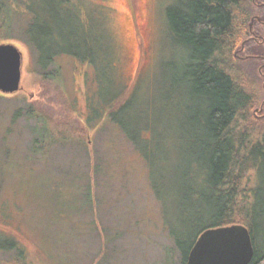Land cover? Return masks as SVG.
<instances>
[{
    "label": "trees",
    "instance_id": "1",
    "mask_svg": "<svg viewBox=\"0 0 264 264\" xmlns=\"http://www.w3.org/2000/svg\"><path fill=\"white\" fill-rule=\"evenodd\" d=\"M164 15L174 57L164 61L161 99L167 101L162 107L173 103L175 110H157L158 118L149 90L143 103L132 105L138 77L125 92L118 81V49L103 4L0 0V40L17 33L27 42L43 81L60 78V56L92 67L96 89L88 95L86 126L109 117L141 153L153 187L157 175L170 169L176 174L177 224L167 228L182 253L181 263L204 230L242 225L254 249L248 264H264V125L254 117V84L261 77L255 57L264 55V0H172ZM256 15L257 39L249 29ZM20 117L34 119L27 154L37 162L50 156L59 140L73 139L69 129L55 126L33 104L13 110V121ZM170 122L187 156L173 167L170 156L154 146L155 127ZM0 250L13 251L5 264H28L15 238L0 242Z\"/></svg>",
    "mask_w": 264,
    "mask_h": 264
},
{
    "label": "rangeland",
    "instance_id": "2",
    "mask_svg": "<svg viewBox=\"0 0 264 264\" xmlns=\"http://www.w3.org/2000/svg\"><path fill=\"white\" fill-rule=\"evenodd\" d=\"M94 1L108 12L123 91L138 77L132 105L143 103L149 90L156 118L157 110H175L173 103L162 107L167 101L161 99L164 61L174 57L164 15L172 0ZM259 20L251 18V35ZM260 30L264 33V26ZM0 42H12L22 53L20 88L0 91V242L15 238L28 264H182L167 228L177 224L176 174L170 169L157 175L153 187L141 153L109 117L86 126L88 95L96 89L92 67L60 56V78L43 81L27 42L17 33ZM261 55L255 57L261 77L254 84V117L264 125ZM30 104L73 138L59 140L38 162L27 154L34 119H12L13 110ZM175 126L155 127L154 146L170 156V167L187 157ZM12 256L13 251L0 250V264Z\"/></svg>",
    "mask_w": 264,
    "mask_h": 264
},
{
    "label": "water",
    "instance_id": "3",
    "mask_svg": "<svg viewBox=\"0 0 264 264\" xmlns=\"http://www.w3.org/2000/svg\"><path fill=\"white\" fill-rule=\"evenodd\" d=\"M22 53L12 42H0V91L20 88ZM254 249L248 229L230 225L204 230L184 264H248Z\"/></svg>",
    "mask_w": 264,
    "mask_h": 264
},
{
    "label": "flooded vegetation",
    "instance_id": "4",
    "mask_svg": "<svg viewBox=\"0 0 264 264\" xmlns=\"http://www.w3.org/2000/svg\"><path fill=\"white\" fill-rule=\"evenodd\" d=\"M197 240V239H196ZM196 242V241H195ZM195 244V243H194ZM194 246V245H193ZM190 253V252H189ZM188 257H189V254H188ZM188 257H187V259H186V261L185 262H183L182 264H184V263H186L187 262V260H188Z\"/></svg>",
    "mask_w": 264,
    "mask_h": 264
}]
</instances>
